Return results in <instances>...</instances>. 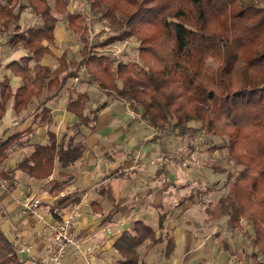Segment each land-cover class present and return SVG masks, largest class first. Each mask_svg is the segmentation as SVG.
Segmentation results:
<instances>
[{
    "label": "trees",
    "instance_id": "16d2710c",
    "mask_svg": "<svg viewBox=\"0 0 264 264\" xmlns=\"http://www.w3.org/2000/svg\"><path fill=\"white\" fill-rule=\"evenodd\" d=\"M51 1L0 0V24L8 31L5 39L25 51L4 66L21 78V84L13 86L6 75L0 81V119L10 100L14 113L20 115L19 122L26 118L31 124L49 121L46 103L69 79L80 78L95 84L107 97L125 102L157 130L167 129L179 137L199 130L208 136L219 132L227 138L225 148L232 169L226 170L225 192L203 208L204 221L225 218L232 231L245 221L252 231L249 256L263 264L264 0H85L94 15L115 29L93 43L86 33L85 13L70 11L68 0ZM27 7L37 21L21 25ZM57 15L80 38L81 45L77 59H70L65 49L57 57V65L50 68L40 61L51 54L48 45L54 43ZM130 37L138 42L136 59L116 62L99 51ZM67 93L66 108L76 115V121L59 136L47 131V142L33 144L11 172L22 170L31 178L46 179L56 164L73 163L74 135L95 122L105 103L83 114L87 93L76 95L69 87ZM32 102L33 109L27 111ZM32 131L29 125L3 141L0 138V163L7 158L8 149L26 145ZM209 148L217 149L215 145ZM212 169L224 171L216 165ZM0 175L7 177L1 169ZM7 178L11 183L12 177ZM61 190L63 185L52 181L48 192L56 195ZM145 242L153 246L162 238L144 220L135 219L131 230L112 244L119 256L117 264H148L138 251ZM173 248L169 238L164 255L169 257ZM0 264H22L1 228Z\"/></svg>",
    "mask_w": 264,
    "mask_h": 264
},
{
    "label": "crops",
    "instance_id": "0c3cea01",
    "mask_svg": "<svg viewBox=\"0 0 264 264\" xmlns=\"http://www.w3.org/2000/svg\"><path fill=\"white\" fill-rule=\"evenodd\" d=\"M56 41L57 27L54 43L48 45L51 54L44 55L40 61L50 68L57 65V57L65 50L56 53ZM17 49L12 56L0 61V81L6 75L15 87L21 84V78L13 76L4 66L25 55L22 48ZM68 87L76 95L87 93L83 114L105 103L95 122L82 126L74 135L72 144L76 157L73 163L56 164L46 179L31 178L22 170L11 172L15 164L30 153L33 144L47 142V131L59 136L68 124L76 121V115L66 108ZM34 104H29L27 111H31ZM46 106L50 109V120L31 124L30 118L19 122L20 115L14 113L9 100L0 119L2 141L29 125L33 128L27 136V144L8 149L7 158L0 163V169L13 179L10 183L7 177L0 175L6 184V189L0 188V228L10 244L18 236L21 243L29 246V254H19L22 261L52 264L50 236L36 233L38 221L24 212L20 203L24 195H30L41 199L40 210L48 221L58 220L77 208L73 227L80 237L98 247L95 264H117L119 256L112 244L124 231L131 230L135 219L144 220L162 238V242L153 246L145 242L138 248L148 264H245L230 244L231 232L217 229L224 218L205 222L203 203L197 199L199 193L203 199L214 194L215 197L208 200L214 203L221 194L224 179L218 174L225 178L226 171L212 169L217 149L210 151L209 146L189 134L179 137L167 129L157 130L146 122L131 119L126 114L129 106L125 102L107 97L95 84L84 79H69ZM52 181L63 185V190L56 195L48 192ZM194 193L196 196H192ZM243 224L248 226L245 221ZM169 238L174 248L166 257L164 249ZM222 241L229 250L224 249ZM80 263L67 254L60 262Z\"/></svg>",
    "mask_w": 264,
    "mask_h": 264
},
{
    "label": "rangeland",
    "instance_id": "374dc122",
    "mask_svg": "<svg viewBox=\"0 0 264 264\" xmlns=\"http://www.w3.org/2000/svg\"><path fill=\"white\" fill-rule=\"evenodd\" d=\"M50 3L52 4V1L50 0ZM264 5V4H263ZM68 9L70 11H76V12H82L86 15L87 20V35L88 40L90 43H93L95 41L101 40L104 36H106L109 33L114 32L113 26H111L107 21L103 20L97 15H94L90 9L89 5L85 0H68ZM58 17V23H57V41L55 43L56 49L55 52L59 53L61 50L66 49L68 53V57L70 59H77L79 57L78 49L81 45L80 38L71 32L67 25L66 21L63 19L61 15H57ZM36 18L33 14V12L26 8L23 11L22 18H21V24H30L36 22ZM0 61L8 56H12L15 52L18 51L17 47L10 45L6 41V35L7 31L4 30L3 25L0 24ZM137 45L138 42L135 37H130L127 40L124 41H118L114 42L112 45L99 49L102 53L108 54L112 56L116 62H128L130 60L137 58ZM4 53L3 56H1ZM209 63L212 65H215V62L213 60H209ZM85 75V74H84ZM79 81V80H78ZM77 82V81H76ZM192 124V123H191ZM196 127L199 126V124H192ZM217 132L219 125H216ZM194 140H197L199 142H202L204 145L212 146L215 145L217 147V151L215 152L216 160H214V165H216L219 169L217 170H231L232 167L230 166L228 162V155L225 148L226 140L227 138L225 136H222L219 134L216 136H208L205 132L199 130L198 132H195L193 135H191ZM211 149V148H210ZM213 151V150H211ZM217 173H214V175ZM218 176L221 179H224L220 184V191L219 193H224L226 190V183L225 178L218 174ZM218 194V193H216ZM220 194V195H221ZM192 196H196L194 193ZM205 199L202 197V193L197 194V199L199 201H202L203 206L208 202L209 199H213L215 196L214 194H211L209 197L208 195L204 196ZM202 198V199H201ZM201 199V200H200ZM217 200V199H216ZM244 223V222H243ZM225 229L228 232H231V236L229 238L230 244L233 246L235 254L241 258L242 261H244L245 264H257V262H254V259L249 256V250H250V239L252 235L251 227L250 225L245 226L244 224L241 226L240 229L232 231L227 224L226 219L224 218L221 221V224L218 225L217 229ZM264 260V259H263ZM264 264V263H263Z\"/></svg>",
    "mask_w": 264,
    "mask_h": 264
},
{
    "label": "built area",
    "instance_id": "2783aa9c",
    "mask_svg": "<svg viewBox=\"0 0 264 264\" xmlns=\"http://www.w3.org/2000/svg\"><path fill=\"white\" fill-rule=\"evenodd\" d=\"M126 114L131 118L144 123L141 114L128 107ZM0 188L6 189L5 182L0 178ZM29 189V188H27ZM26 213L32 214L39 223L37 234H47L52 240L50 260L52 264H60L61 258L67 254L72 260H79L80 264H95L98 247L88 243L87 239L80 237L73 227L78 216L77 208L58 220L48 221L41 212V199L37 196L24 195L20 202ZM11 245L16 253L29 254V246L21 243L18 236L12 239ZM22 264H34L32 261H22Z\"/></svg>",
    "mask_w": 264,
    "mask_h": 264
}]
</instances>
